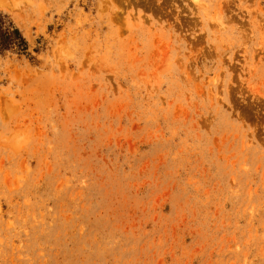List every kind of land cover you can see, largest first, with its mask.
I'll list each match as a JSON object with an SVG mask.
<instances>
[{
	"label": "rangeland",
	"instance_id": "rangeland-1",
	"mask_svg": "<svg viewBox=\"0 0 264 264\" xmlns=\"http://www.w3.org/2000/svg\"><path fill=\"white\" fill-rule=\"evenodd\" d=\"M0 12V264H264V0Z\"/></svg>",
	"mask_w": 264,
	"mask_h": 264
},
{
	"label": "trees",
	"instance_id": "trees-1",
	"mask_svg": "<svg viewBox=\"0 0 264 264\" xmlns=\"http://www.w3.org/2000/svg\"><path fill=\"white\" fill-rule=\"evenodd\" d=\"M7 51L29 54V42L9 16L0 12V53Z\"/></svg>",
	"mask_w": 264,
	"mask_h": 264
}]
</instances>
